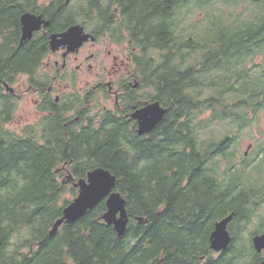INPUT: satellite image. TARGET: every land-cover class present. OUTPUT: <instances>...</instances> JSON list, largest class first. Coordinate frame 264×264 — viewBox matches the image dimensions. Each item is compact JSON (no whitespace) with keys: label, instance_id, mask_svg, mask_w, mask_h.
Returning <instances> with one entry per match:
<instances>
[{"label":"trees","instance_id":"obj_1","mask_svg":"<svg viewBox=\"0 0 264 264\" xmlns=\"http://www.w3.org/2000/svg\"><path fill=\"white\" fill-rule=\"evenodd\" d=\"M167 1L161 3L163 11L159 0L129 4L130 24L144 26L139 32L147 33L149 51L161 55L148 62L158 69L149 78L168 108L157 139L149 142L156 147L147 155L138 138L126 132L120 135L118 125L104 138L84 137L73 145L51 129L59 126L58 118L7 127L13 100L0 89V264H260L264 260L253 244V237L264 231L260 211L264 153L253 169L241 173L248 175L243 185L223 189L212 173L213 188L208 192L207 185L193 177L207 158L218 167L226 160L234 164L238 157L245 158L244 142L264 135L259 119L264 115V0H171L170 4L178 3L173 11L167 9ZM262 148L264 137L257 139L252 157L257 158ZM178 150L190 151L179 163L187 169L173 172ZM71 161L83 170L61 173ZM97 167L116 175V188L127 199L125 235L118 236L102 220L105 201L50 234L72 201L65 193L75 198L74 182ZM212 171L220 175L215 167ZM173 173L180 176L178 180ZM235 187L237 191L232 190ZM219 199L226 201L219 205ZM232 212L233 241L215 253L210 234L215 223Z\"/></svg>","mask_w":264,"mask_h":264},{"label":"flooded vegetation","instance_id":"obj_2","mask_svg":"<svg viewBox=\"0 0 264 264\" xmlns=\"http://www.w3.org/2000/svg\"><path fill=\"white\" fill-rule=\"evenodd\" d=\"M159 1L158 7L163 11L164 0ZM131 2L0 0V89L13 100L12 118L4 125L18 127L43 117L58 118L59 126L51 129L66 136L71 145L84 137L89 141L104 138L114 130L112 126L118 125L120 135L126 132L139 139L143 155L155 148L156 143L149 142L157 139L160 125L139 134L138 120L132 114L148 102L160 100L154 79L149 78L158 69L148 62L161 55L149 51L152 43H148L147 33L139 32L145 27L130 24ZM170 2H166V7L173 11L178 3ZM25 26L34 30L23 39ZM18 116L28 123L16 122ZM31 117L36 120L29 122ZM262 137L255 134L246 151H242L244 142L241 151L245 158L238 157L234 164L226 160L221 167L212 166L211 158H207L193 177L207 185L208 192L213 188L212 173L223 189L241 184L248 179V175L241 173L246 168L253 169L264 153L262 148L257 158L251 155L257 139ZM189 152L176 151L173 172L179 171V167L187 169L179 163ZM68 163L62 166L61 173L83 170L73 161ZM213 167L220 175L212 171ZM148 169L146 164L145 170ZM235 172L237 175L230 180ZM179 177L172 175L175 181ZM232 190L237 191V187ZM216 201L222 205L226 200Z\"/></svg>","mask_w":264,"mask_h":264},{"label":"water","instance_id":"obj_3","mask_svg":"<svg viewBox=\"0 0 264 264\" xmlns=\"http://www.w3.org/2000/svg\"><path fill=\"white\" fill-rule=\"evenodd\" d=\"M27 15L24 16V20ZM33 30L25 26L23 39L28 38ZM167 111L168 108L160 100L148 103L144 108L135 111L133 117L139 121V134L153 130L163 120ZM116 182V176L107 168L97 167L89 171L87 178H80L75 183L80 187L79 194L63 208V215L54 222L50 233L55 234L63 222L70 223L79 220L106 197L107 210L102 218L108 225L114 224L118 234L123 235L129 222L127 200L119 191H113ZM232 217L233 214H230L216 223L211 236V247L214 249H225L231 242L232 237L228 224ZM254 242L257 249L261 251L264 248V233L255 236ZM260 264H264V261Z\"/></svg>","mask_w":264,"mask_h":264},{"label":"bare ground","instance_id":"obj_4","mask_svg":"<svg viewBox=\"0 0 264 264\" xmlns=\"http://www.w3.org/2000/svg\"><path fill=\"white\" fill-rule=\"evenodd\" d=\"M153 102H154V101H153ZM148 103H151V102H148ZM148 103H147V104H148ZM147 104H146V105H147ZM146 105H145V106H146ZM143 108H144V107H143ZM166 114H167V113H166ZM165 116H166V115H165ZM132 118L137 119V118L133 117V114H132ZM163 119H164V118H163ZM137 120H138V119H137ZM160 123H161V122H160ZM160 123H159V124H160ZM138 124H139V121H138ZM159 124H158V125H159ZM158 125H157V126H158ZM138 127H139V125H138ZM138 133H139V132H138ZM147 133H148V132H147ZM143 134H145V133H143ZM115 176H116V175H115ZM87 177H88V173H87ZM87 177H86V178H87ZM68 178H69V180L74 179L72 175H69ZM116 178H117V177H116ZM78 181H79V180H78ZM78 181H75V182H74V185H75V183L78 182ZM75 187L78 189V193H77V196H78V194H79V190H80V187H79V186H76V185H75ZM116 187H117V182H116V186H115V188L113 189V191H118ZM120 193H121V192H120ZM121 194H122V193H121ZM125 198H126V197H125ZM106 199H107V198L105 197V198L102 199L100 202L105 201V203H106ZM73 200H74V199H73ZM126 200H127V199H126ZM71 202H72V201H71ZM100 202H99V203H100ZM99 203H98V204H99ZM98 204H97V205H98ZM97 205H96L93 209H90L89 211L94 210V209L97 207ZM106 206H107V204H106ZM126 208H127V203H126ZM89 211H88V212H89ZM88 212H87V213H88ZM87 213H86V214H87ZM86 214H85V215H86ZM231 214H233V217H232V219L230 220V222H229V224H228V229H229V232H230V234H231L232 239H231V242L229 243L228 247L231 245V243H232V241H233V235H232V233H231V231H230V227H229V225H230V223L232 222V220H233V218H234V216H235V212H232ZM62 215H63V214H62ZM85 215H84V216H85ZM229 215H230V214H229ZM84 216H83V217H84ZM128 216H129V213H128ZM227 216H228V215H226L225 217H227ZM83 217H82V218H83ZM225 217H223V218H225ZM59 218H60V217H59ZM82 218H80V219H82ZM223 218H221L220 220H222ZM80 219H79V220H80ZM56 220H57V219H56ZM56 220H55V221H56ZM79 220H77V221H79ZM102 220L104 221V223H105L107 226H109V227L112 226V227L114 228V230L116 231V233L118 234L117 230L115 229L114 224H113V225H108V224L106 223V221H105L103 218H102ZM220 220H219V221H220ZM55 221H54V222H55ZM219 221H217V222H219ZM74 222H76V221H74ZM74 222H70V223H74ZM217 222H216V223H217ZM64 223H66V224H70V223H68V222H63L62 225H63ZM216 223H215L214 229H215V227H216ZM53 224H54V223H53ZM62 225H61V226H62ZM128 225H129V222H128ZM52 227H53V225H52ZM51 229H52V228H51ZM59 229H60V228H59ZM59 229H58V231H59ZM127 229H128V226H127ZM214 229H213V230H214ZM213 230H212V232H211V234H210V238H209V241H210V249L213 250L215 253H220L221 251H225L228 247L225 248V249H221V250H216V249H214L213 247H211V236H212ZM50 231H51V230H50ZM58 231H57L56 233H58ZM126 232H127V230H126ZM126 232H125V233H126ZM49 233H50V232H49ZM56 233H55V234H56ZM125 233H124L123 235H119V234H118V236L122 237V236L125 235ZM262 233H264V231H262L260 234H262ZM50 234H51V233H50ZM52 235H54V234H52ZM257 235H259V234H257ZM257 235H255V236H257ZM255 236L253 237V244H254V247H255V249H256L257 252H259L260 254H262L263 251H264V248H263L261 251L257 249V247H256V245H255V242H254V238H255ZM263 261H264V260H263Z\"/></svg>","mask_w":264,"mask_h":264},{"label":"rangeland","instance_id":"obj_5","mask_svg":"<svg viewBox=\"0 0 264 264\" xmlns=\"http://www.w3.org/2000/svg\"><path fill=\"white\" fill-rule=\"evenodd\" d=\"M21 110L19 109V111L17 112V114L20 112ZM165 118V117H164ZM134 119V118H133ZM259 119H261V121H260V129H263V131H264V115L263 116H261ZM36 120V118H30L29 119V122H33V121H35ZM22 122L23 124H25V123H28L27 122V119L26 118H23V117H21V116H18V118L16 119V122ZM16 122L14 123V125H16ZM194 124H196V122L194 121ZM250 141L251 140H247L246 142H245V144H244V147L242 148V151H246V149H247V147H248V144L250 143ZM239 185H243V182L241 183V184H239ZM74 194L73 193H71V192H66L65 193V197H67V198H69V199H71V200H73V198H74ZM260 211H261V214H263V216H264V203L262 202V205H261V207H260ZM262 217V216H261ZM256 225V224H255ZM208 227L210 228V226L208 225ZM263 230H264V228H262ZM261 255H263L264 256V252L261 254Z\"/></svg>","mask_w":264,"mask_h":264},{"label":"snow or ice","instance_id":"obj_6","mask_svg":"<svg viewBox=\"0 0 264 264\" xmlns=\"http://www.w3.org/2000/svg\"><path fill=\"white\" fill-rule=\"evenodd\" d=\"M101 182H103V181H101Z\"/></svg>","mask_w":264,"mask_h":264}]
</instances>
